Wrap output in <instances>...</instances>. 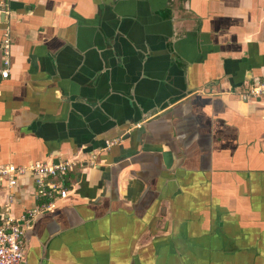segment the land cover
Returning <instances> with one entry per match:
<instances>
[{
  "label": "crops",
  "instance_id": "crops-1",
  "mask_svg": "<svg viewBox=\"0 0 264 264\" xmlns=\"http://www.w3.org/2000/svg\"><path fill=\"white\" fill-rule=\"evenodd\" d=\"M5 4L0 163L79 161L18 219L25 264H264V0Z\"/></svg>",
  "mask_w": 264,
  "mask_h": 264
},
{
  "label": "built area",
  "instance_id": "built-area-1",
  "mask_svg": "<svg viewBox=\"0 0 264 264\" xmlns=\"http://www.w3.org/2000/svg\"><path fill=\"white\" fill-rule=\"evenodd\" d=\"M8 10L5 0H0V26L2 34L0 40L1 64L0 79L8 75L9 52H10V27L6 18ZM242 98L264 96V81L256 80L251 83L242 93ZM117 138L105 140L104 146L110 147L116 144ZM96 154L88 160L91 165L95 164ZM79 164V161L72 159H59L56 161L34 162L27 166H15L11 163H0V186L11 188L16 184V175L26 170L33 175L34 191L37 198L51 199L49 204L42 203L28 211L26 216L17 218L16 216L0 210V264H24V249L22 236L24 228L18 223V219H23L27 224L39 212L50 209L54 206L53 199L64 198L68 195V189L64 185V176L67 172ZM7 201H12L10 192L7 191Z\"/></svg>",
  "mask_w": 264,
  "mask_h": 264
},
{
  "label": "water",
  "instance_id": "water-1",
  "mask_svg": "<svg viewBox=\"0 0 264 264\" xmlns=\"http://www.w3.org/2000/svg\"><path fill=\"white\" fill-rule=\"evenodd\" d=\"M24 264H25V259H24Z\"/></svg>",
  "mask_w": 264,
  "mask_h": 264
}]
</instances>
